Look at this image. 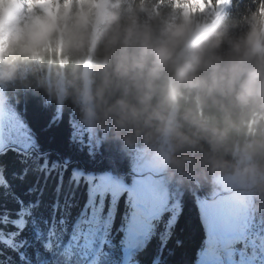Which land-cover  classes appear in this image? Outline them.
I'll return each instance as SVG.
<instances>
[{
	"label": "snow or ice",
	"instance_id": "1",
	"mask_svg": "<svg viewBox=\"0 0 264 264\" xmlns=\"http://www.w3.org/2000/svg\"><path fill=\"white\" fill-rule=\"evenodd\" d=\"M49 186L54 214L46 218ZM78 196L87 212L72 227L84 217L76 243L85 247L106 234L120 238L134 264H264V223L237 216L226 201L189 198L39 97L0 107V264H68L60 212Z\"/></svg>",
	"mask_w": 264,
	"mask_h": 264
},
{
	"label": "trees",
	"instance_id": "2",
	"mask_svg": "<svg viewBox=\"0 0 264 264\" xmlns=\"http://www.w3.org/2000/svg\"><path fill=\"white\" fill-rule=\"evenodd\" d=\"M22 1L27 9L32 7L31 12L37 10L34 0ZM204 1L202 9L187 14L186 0H101L105 6L121 3L122 22L135 14L141 22L151 24L157 36L163 24L172 19L190 18L197 31L223 23L226 36L218 54L225 57L231 54L232 44L249 33V20L253 15L258 21H264V0ZM38 15L48 16L41 10ZM15 24L8 22L2 26L0 40L10 39L16 33ZM257 29L264 32V23H258ZM101 30L102 26H97L96 31ZM104 55L103 36L82 55L68 56L59 49H47L43 61L21 65L10 78H0V107L21 106L27 98L39 97L45 107L55 106L58 113H68L70 119L74 117L76 125L92 137L119 145L130 157L142 158L167 184L189 198L204 199L226 191V195L216 200H207L213 204L226 201L237 216L264 223V135L261 134L264 122L259 117L253 121L257 126L255 136L233 134L224 144H215L182 120L178 128L181 135H165L157 122L148 125L143 121L121 120L113 109L119 100L138 107L136 92L132 89L125 94L124 86L110 77L103 63ZM157 100L158 97L153 100L154 105ZM228 175L239 176V179L234 185L221 189L215 179ZM84 203L78 196L74 207L60 212V216L68 217L67 234H61L66 252L70 253L68 264H134L130 252L127 256L123 254L118 236L100 235L87 247L76 243L82 235L84 217L80 216L75 229L72 225L82 210L87 212ZM191 212L194 223L195 209ZM53 214V194L49 186L43 194L41 215L48 218ZM68 235L75 239L68 240ZM193 235L195 238V233Z\"/></svg>",
	"mask_w": 264,
	"mask_h": 264
},
{
	"label": "clouds",
	"instance_id": "3",
	"mask_svg": "<svg viewBox=\"0 0 264 264\" xmlns=\"http://www.w3.org/2000/svg\"><path fill=\"white\" fill-rule=\"evenodd\" d=\"M15 7L11 0H0V26L10 21ZM121 8V3L105 6L101 0H76L75 5L67 0L48 16L34 18L10 39L0 40V78L43 61L50 48L82 55L103 36L110 77L125 94L134 89L139 105L119 100L113 111L121 120L157 122L165 135H181L182 120L215 144L233 134H257L253 121L264 122V32L257 25L264 21L253 15L249 33L225 57L218 54L226 36L223 23L197 31L190 18L172 19L157 36L135 14L122 22Z\"/></svg>",
	"mask_w": 264,
	"mask_h": 264
},
{
	"label": "rangeland",
	"instance_id": "4",
	"mask_svg": "<svg viewBox=\"0 0 264 264\" xmlns=\"http://www.w3.org/2000/svg\"><path fill=\"white\" fill-rule=\"evenodd\" d=\"M34 1L36 2L37 10H32V12H31L32 7L27 9L26 5L24 4V2L22 0H11V2L16 5V7L14 8L13 16L9 22L10 23L15 22L16 28L25 27V26L31 24V22L34 20V18L39 17L38 13H40V10L43 13H46L49 15L52 11H54V9L57 5L62 7L63 4L66 3L65 0H61L60 2H57V0H54L53 3H42L41 0H34ZM186 1L187 2L185 4V7H186L187 14L192 13L193 10L202 9L205 6L204 0H186ZM38 10H39V12H38ZM1 28H2V26H0V29ZM10 32H6V34L8 35ZM238 179H239V176L228 175L226 177L219 176L215 180L220 184L221 189H226L227 185H230V186L234 185L235 183H237ZM227 193L228 192L223 191L221 194H218V195H220L219 197H221L223 195H226ZM216 196H214V197H216ZM219 197H217V198H219ZM216 199H214V200H216Z\"/></svg>",
	"mask_w": 264,
	"mask_h": 264
},
{
	"label": "water",
	"instance_id": "5",
	"mask_svg": "<svg viewBox=\"0 0 264 264\" xmlns=\"http://www.w3.org/2000/svg\"><path fill=\"white\" fill-rule=\"evenodd\" d=\"M186 176L188 177V178H190V179H192L189 175H187L186 174ZM195 182H197L198 183V185L200 186V188H202V185L200 184V182L198 181V180H195ZM220 195H217L216 197H213V198H211V197H206L207 199H209V200H214V199H216L217 197H219Z\"/></svg>",
	"mask_w": 264,
	"mask_h": 264
}]
</instances>
